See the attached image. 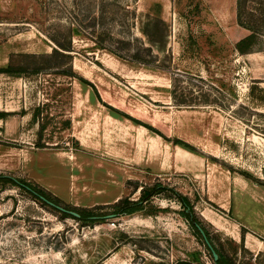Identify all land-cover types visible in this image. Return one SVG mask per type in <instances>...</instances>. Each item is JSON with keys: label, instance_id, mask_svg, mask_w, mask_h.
<instances>
[{"label": "rangeland", "instance_id": "374dc122", "mask_svg": "<svg viewBox=\"0 0 264 264\" xmlns=\"http://www.w3.org/2000/svg\"><path fill=\"white\" fill-rule=\"evenodd\" d=\"M220 1L169 0L178 22L164 21L159 51L142 33L160 15L148 0H0V68L12 55L50 54L54 40L72 44L59 69L0 74V176L101 216L63 217L0 182V264H214L171 192L112 214L157 183L188 197L233 264H264V0H228L225 23L212 13ZM238 2L263 35L246 55L234 49L249 34ZM98 33L149 66L100 49ZM68 68L74 77L57 71Z\"/></svg>", "mask_w": 264, "mask_h": 264}, {"label": "trees", "instance_id": "16d2710c", "mask_svg": "<svg viewBox=\"0 0 264 264\" xmlns=\"http://www.w3.org/2000/svg\"><path fill=\"white\" fill-rule=\"evenodd\" d=\"M153 20H151L150 29L143 30V35L147 38L148 43L151 46H155L157 50L162 51L163 48H165V45L167 43V29L168 25L166 22L160 18L159 15H155ZM236 21L237 24L241 27L246 28L249 31V34L245 37L241 38L239 41L236 42L234 49L239 55H246L250 54L254 51L255 47L258 46L260 39L263 37V35L259 32V26L257 25V29L252 26H246L243 21L241 20V10H240V4L237 3V14H236ZM72 30H70L71 32ZM69 32V29H68ZM73 32V31H72ZM71 32V36H72ZM74 33V32H73ZM76 35V34H75ZM69 36V35H68ZM106 35L104 36L103 33H98L97 36H93V41L95 42L96 46H98L102 50H106L109 53L113 54L115 57L127 61L130 64H138L143 66H149V63L142 59L137 52L132 54L131 56H127V58L121 55L120 52L117 50H111L105 46L106 42ZM56 47L53 48L52 52L48 55H40L36 56L35 54H22L19 56L12 55L10 58L9 63L5 67L0 68V74H6V75H13V76H21L23 74L28 73H40L42 71H46L49 69H59L61 66L60 61H65V63H69L71 52H72V44L70 40H67L66 42H60L57 40H54ZM124 44V42H123ZM151 46L147 47L146 49L148 51L151 50ZM17 57V61H14V58ZM19 60V59H22ZM24 60L26 62L30 61L29 65L23 64ZM47 63V64H46ZM42 65V66H41ZM67 65V64H66ZM60 71L59 73L65 76H71L74 77L73 72L71 71V68L65 69V70H57ZM176 94L173 90V99H176ZM181 104L183 103L178 102ZM4 113L0 112V119L4 118ZM175 144L182 146L185 149H188L189 151L194 150L190 148L187 144L183 143L182 141H176ZM0 182H3L5 184L10 183L15 186L24 188L28 190L29 192H34L39 196L44 197L46 200L54 203L55 205H58L59 200L57 198H52L49 194H47L45 191L40 189L37 186H34L26 181L23 180H15L6 176H0ZM171 192L170 198L175 199L182 207L183 210L180 212V214L183 216V218L187 221V223L192 227L194 233L200 238L203 239L198 227L200 226L201 229L205 232V235L207 236L208 240L211 242L210 236L208 235L207 230L200 224L194 221L193 219V205L190 203L187 196L182 195L179 192H176L172 188H168L167 186H164L160 183L154 184L150 187H144L141 190V194L139 195L138 199L136 201H132L129 198H121L117 202L111 205L113 208V215H132L134 213H137L139 211H143L146 207V205H153V200L155 197H158L161 195L162 192ZM35 195V196H37ZM38 197V196H37ZM66 210L74 211L79 214V218H75L69 214L62 213L63 217H71L77 220L81 221H88V220H97L101 218V216L97 213H95V209L98 207H93L90 209L87 208H74L70 206H64L63 207ZM151 214H155V211H151ZM199 227V228H200ZM203 245L208 251L210 252L208 246L203 241ZM213 245V244H212ZM213 248L215 252L218 255V259L214 260V258L211 255V259L214 264H233L232 261H230L226 256H224L220 250L216 246L213 245Z\"/></svg>", "mask_w": 264, "mask_h": 264}, {"label": "crops", "instance_id": "0c3cea01", "mask_svg": "<svg viewBox=\"0 0 264 264\" xmlns=\"http://www.w3.org/2000/svg\"><path fill=\"white\" fill-rule=\"evenodd\" d=\"M218 1V0H217ZM147 7L150 5L153 6V8H160L159 16L163 19V21L168 22L169 24L176 25V13L174 11L172 12V6L169 0H148ZM235 6V4H234ZM150 9V10H153ZM214 10L212 13L215 15V17H219L218 19L223 21L224 23L230 16V3L228 0H221L220 2H215L214 6L212 7ZM173 21V23H172ZM217 21V20H216ZM248 248H254L251 244L247 243Z\"/></svg>", "mask_w": 264, "mask_h": 264}, {"label": "water", "instance_id": "95a60500", "mask_svg": "<svg viewBox=\"0 0 264 264\" xmlns=\"http://www.w3.org/2000/svg\"><path fill=\"white\" fill-rule=\"evenodd\" d=\"M28 190H29V189H28ZM32 193L35 194V195H37V194L34 193V192H32ZM37 196H38L43 202H45V203L48 204L49 206H51V207H53V208L59 210L60 212H63V213L69 214V215H71V216H73V217H75V218H79V214H78V213H76V212H74V211L66 210V209H64L63 207H60V206H58V205H55L54 203H52V202L46 200V199H45L44 197H42V196H39V195H37ZM198 229H199V231H200V233H201V235H202V237H203V239H204L205 244L208 246V248H209V250H210V252H211L212 257L214 258V260H217V259H218V255H217V253L215 252L214 248L211 246V244H210V242L208 241V239L206 238V236H205L203 230H202L201 228H199V227H198Z\"/></svg>", "mask_w": 264, "mask_h": 264}, {"label": "bare ground", "instance_id": "6f19581e", "mask_svg": "<svg viewBox=\"0 0 264 264\" xmlns=\"http://www.w3.org/2000/svg\"><path fill=\"white\" fill-rule=\"evenodd\" d=\"M108 61V60H107ZM110 62V61H109ZM107 64V63H106Z\"/></svg>", "mask_w": 264, "mask_h": 264}]
</instances>
